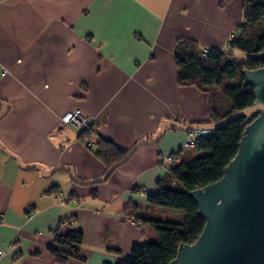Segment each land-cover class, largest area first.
Listing matches in <instances>:
<instances>
[{"label": "crops", "instance_id": "1", "mask_svg": "<svg viewBox=\"0 0 264 264\" xmlns=\"http://www.w3.org/2000/svg\"><path fill=\"white\" fill-rule=\"evenodd\" d=\"M242 22V0H0L3 149L25 166L102 177L97 146L60 118L78 108L92 122V144L103 138L123 150L155 137L164 120H208L209 93L178 83V41L227 51ZM187 140L188 131L166 129L91 185L75 183L67 169L21 167L0 147V264H60L48 246L71 228L83 233L84 259L63 264H116L133 243L156 239L129 208L146 206L168 156Z\"/></svg>", "mask_w": 264, "mask_h": 264}, {"label": "trees", "instance_id": "2", "mask_svg": "<svg viewBox=\"0 0 264 264\" xmlns=\"http://www.w3.org/2000/svg\"><path fill=\"white\" fill-rule=\"evenodd\" d=\"M242 12L243 22L238 26L240 33L228 42L227 51L210 48L203 56V49L193 40L184 38L178 41L175 52L178 83L194 85L209 93V119L202 124L218 122L255 101L254 88L244 85L243 70L264 67V60L257 58V54L264 49V32L251 29L264 19V0H242ZM234 51L242 52L246 59L238 61ZM218 87L227 102L226 106L220 108L212 102V93L215 94ZM248 124L249 121L240 116L199 137L195 147L190 148L195 151L194 155L182 154L185 148H180L168 156L166 174L158 180L156 190L146 193V206L132 203L128 212L131 219L139 224H149L157 237L133 243L130 253L116 264H170L181 244L193 243L198 238L205 226V219L199 214L198 206L189 193L223 176L224 168L239 149ZM93 132L91 125L90 134L80 132L79 136L84 137L86 143H91L88 146L90 149L94 144L97 146L95 155L107 164V170L130 151L103 138H98L92 144ZM156 207L182 210L183 219L156 213ZM82 241L81 231L72 228L65 232L56 231L48 251L60 264L70 258L81 260L84 259L80 254Z\"/></svg>", "mask_w": 264, "mask_h": 264}, {"label": "water", "instance_id": "3", "mask_svg": "<svg viewBox=\"0 0 264 264\" xmlns=\"http://www.w3.org/2000/svg\"><path fill=\"white\" fill-rule=\"evenodd\" d=\"M264 60V49L257 54ZM244 85L252 86L254 103L238 110L215 123H188L164 120L160 132L149 140L139 141L119 162L106 173L93 180L83 181L76 177L72 168L46 170L39 164L22 165L19 158L8 150L24 168L38 169L43 175L67 169L71 179L80 185H91L106 181L116 168L130 159L142 145H156L166 129L178 131H214L230 121L244 116L249 124L234 158L224 168L223 176L202 188L189 193L205 219V226L198 238L190 244H181L170 264H264V67L243 70ZM0 119L8 111L2 103Z\"/></svg>", "mask_w": 264, "mask_h": 264}, {"label": "built area", "instance_id": "4", "mask_svg": "<svg viewBox=\"0 0 264 264\" xmlns=\"http://www.w3.org/2000/svg\"><path fill=\"white\" fill-rule=\"evenodd\" d=\"M235 37L234 34L230 35L229 40H232ZM208 49H203V56H206ZM60 123L62 126H74L79 132H84L90 134L92 122L86 117L78 108H74L66 112L61 118ZM207 130H191L188 131V140L183 144L182 148L190 149L194 148L197 142V139L201 136H204L208 133ZM87 145H91L90 142H87ZM4 252L0 250V256H3Z\"/></svg>", "mask_w": 264, "mask_h": 264}, {"label": "rangeland", "instance_id": "5", "mask_svg": "<svg viewBox=\"0 0 264 264\" xmlns=\"http://www.w3.org/2000/svg\"><path fill=\"white\" fill-rule=\"evenodd\" d=\"M251 29H255L258 32H264V19L260 23L256 24L255 26H252ZM234 54H235V58L238 61H242L246 59V55L240 51H236ZM215 90H217V92L215 94L212 93L213 105H216L218 108H220L221 106H226L227 102H226V99L221 96L220 88L219 87L217 89L215 88ZM211 132L212 130L209 131V134ZM184 152L188 155L195 154V151L193 149H185ZM156 210L160 211L163 216L177 217L176 219L178 220H182L183 219L182 217L184 216V212L182 210H175V209H169V208H163V207L162 208L156 207Z\"/></svg>", "mask_w": 264, "mask_h": 264}]
</instances>
